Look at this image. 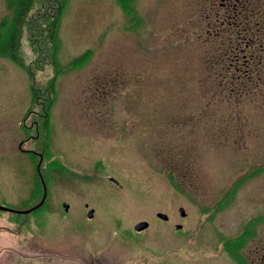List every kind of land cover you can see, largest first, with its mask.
I'll return each instance as SVG.
<instances>
[{
    "label": "rangeland",
    "instance_id": "obj_1",
    "mask_svg": "<svg viewBox=\"0 0 264 264\" xmlns=\"http://www.w3.org/2000/svg\"><path fill=\"white\" fill-rule=\"evenodd\" d=\"M135 12L134 24L114 0H69L61 15L62 72L42 146L66 168L50 193L69 204L77 195L95 218L112 213L122 225L146 217L157 251L190 248L162 264H232L264 199V0H136ZM20 56L34 58L25 32ZM248 74L261 77L258 90ZM52 76L46 66L35 83ZM232 80L244 87L231 90ZM30 103L27 73L0 57V201L26 198L35 181L17 148ZM157 213L175 214L186 238Z\"/></svg>",
    "mask_w": 264,
    "mask_h": 264
},
{
    "label": "flooded vegetation",
    "instance_id": "obj_2",
    "mask_svg": "<svg viewBox=\"0 0 264 264\" xmlns=\"http://www.w3.org/2000/svg\"><path fill=\"white\" fill-rule=\"evenodd\" d=\"M37 137V133H29L17 145L21 154L35 163V181L30 193L20 201H0V264H162L164 257L170 254L184 258V254L189 253L190 248L181 247V244L177 249L172 244L168 250H155L151 240V230L155 228L146 217L132 225H122L112 213L103 219L101 216L95 218L96 211L76 198L77 195L70 204L56 198L50 189L57 186L66 167L54 160L50 147L46 151L37 143ZM260 173L261 169H258L248 175ZM107 181L115 186L118 184L110 177ZM75 207L76 217L71 221ZM60 212L62 221L58 225L56 244L50 248L47 232H51V217ZM158 214L163 213H157L155 219L167 223L166 230L176 240L186 238L184 226L176 223L175 214H163L166 220L159 219ZM178 214L180 222H184L185 212L181 215L178 209ZM139 223H146L148 227L136 231ZM245 230L246 237L240 245V252H234L231 263L264 264V199Z\"/></svg>",
    "mask_w": 264,
    "mask_h": 264
},
{
    "label": "trees",
    "instance_id": "obj_3",
    "mask_svg": "<svg viewBox=\"0 0 264 264\" xmlns=\"http://www.w3.org/2000/svg\"><path fill=\"white\" fill-rule=\"evenodd\" d=\"M5 6L6 15L0 19V57L11 60L14 64L22 68L30 80V107L24 118H29L30 123L21 122L20 126L24 133H37V143L46 145L49 139V119L50 111L56 99V79L61 74L57 55L60 49L58 30L61 15L69 0H2ZM122 13L130 18L135 24L136 0H114ZM27 35V41L34 55L33 61L25 64L20 56V43L23 33ZM89 53H85L72 61L69 67L79 65L88 59ZM46 66L53 69V76L47 80L43 86L35 83L36 72L44 70ZM235 69V65H232ZM243 78L250 86L258 90L261 77L257 76L252 80L250 75ZM234 88H242L244 85L240 81H233ZM39 109L32 112V109ZM31 114V115H30ZM29 115V116H28ZM49 148V141H47ZM250 176V175H249ZM241 242V239L237 240Z\"/></svg>",
    "mask_w": 264,
    "mask_h": 264
},
{
    "label": "water",
    "instance_id": "obj_4",
    "mask_svg": "<svg viewBox=\"0 0 264 264\" xmlns=\"http://www.w3.org/2000/svg\"><path fill=\"white\" fill-rule=\"evenodd\" d=\"M179 212L181 213V215H184V210L182 208L179 209ZM91 212H89V216H91ZM158 218L162 219V220H166L167 217L163 214H158ZM148 227V225L146 223H139L136 225L135 230L136 231H143Z\"/></svg>",
    "mask_w": 264,
    "mask_h": 264
}]
</instances>
